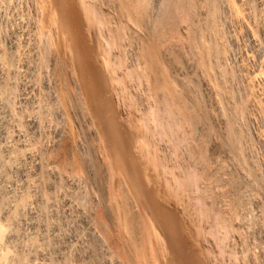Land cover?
<instances>
[{
    "label": "rangeland",
    "instance_id": "374dc122",
    "mask_svg": "<svg viewBox=\"0 0 264 264\" xmlns=\"http://www.w3.org/2000/svg\"><path fill=\"white\" fill-rule=\"evenodd\" d=\"M0 1V50L14 59L0 71L15 87L0 120L10 160L29 167L26 183L8 182L40 209L27 264H264V0H173L176 15L158 32L161 0Z\"/></svg>",
    "mask_w": 264,
    "mask_h": 264
},
{
    "label": "bare ground",
    "instance_id": "6f19581e",
    "mask_svg": "<svg viewBox=\"0 0 264 264\" xmlns=\"http://www.w3.org/2000/svg\"><path fill=\"white\" fill-rule=\"evenodd\" d=\"M50 1V0H49ZM59 1H61V3L64 1H62V0H59ZM129 1V0H128ZM135 2H137L136 3V5L137 4H139L138 3V0H134ZM134 1H132V2H134ZM142 1H145V2H142ZM142 1H140L139 0V2H141V3H147V2H149V0H142ZM153 1V0H152ZM172 1L173 0H161V7L159 8V11H158V14H156L157 15V17H156V21H155V24H154V27L155 26H157L158 28H156L155 27V29H157L156 31L158 32V29L159 28H162L163 27V29L164 30H166L167 28H168V25H167V23H166V21H168L169 22V20H173V18H174V15H176V14H174L175 13V9H177V6L176 7H174L175 6V4L177 5V2H178V4L180 3L179 2V0H177V2L175 1L174 3V6H173V4H172ZM1 2V1H0ZM7 2H9L8 0H7ZM17 2V1H16ZM33 2V1H32ZM35 2V1H34ZM58 2V1H57ZM67 2V0H65L64 1V3H62V4H64V6H65V3ZM150 2H151V0H150ZM150 2H149V4H150ZM191 2V1H190ZM210 2V1H209ZM5 3H6V1H5ZM10 3V2H9ZM54 3V5L56 4V1H54L53 2ZM60 3V2H59ZM68 3V2H67ZM140 3V5L142 6V4ZM160 3V2H159ZM185 3V2H184ZM215 3V2H214ZM34 4V3H33ZM127 4H129V2L127 3ZM130 4H131V2H130ZM152 4V3H151ZM187 4H188V2H187ZM199 4V3H198ZM15 5V4H14ZM16 5H18V4H16ZM58 7H59V5L58 4H56ZM55 5V6H56ZM135 5V4H134ZM147 5H148V3H147ZM146 5V6H147ZM200 5V4H199ZM19 6V5H18ZM48 6V5H47ZM57 6H56V8H57ZM144 6V5H143ZM145 6V7H146ZM158 6V5H157ZM193 6V5H192ZM62 7V6H61ZM66 7H68V6H66ZM144 7V8H145ZM148 7H149V5H148ZM147 7V8H148ZM175 9H174V8ZM185 7H186V4H185ZM214 7H216V6H214ZM0 8H1V6H0ZM51 8V7H50ZM54 8V7H53ZM138 8V7H137ZM140 8V9H139ZM139 8H138V10L139 11H141L142 9L144 10V8L142 7V9H141V7L139 6ZM187 8H188V10H189V8H192V11L194 10V8L193 7H188L187 6ZM19 9V8H18ZM41 9V8H40ZM65 10V12L64 13H68V11H66V9L65 8H63L62 7V10ZM68 9H69V7H68ZM146 9V8H145ZM153 9V8H152ZM156 9V8H155ZM185 9V8H184ZM197 9V8H196ZM215 9V8H214ZM7 10V9H6ZM5 10V11H6ZM56 10V9H55ZM61 10V11H62ZM63 10V11H64ZM142 10V11H143ZM147 10V9H146ZM150 10V9H149ZM182 10V9H181ZM207 10H209V8H207ZM12 11V10H11ZM137 11V10H136ZM145 11V10H144ZM173 13H172V12ZM177 11V10H176ZM191 11V9L189 10V12H192ZM195 11V10H194ZM201 11V10H200ZM70 12V11H69ZM135 12V11H134ZM147 12H148V10H147ZM179 12H181V11H179ZM188 12V11H187ZM188 12V13H189ZM218 12V11H217ZM3 13V12H2ZM49 13V12H48ZM57 13V12H56ZM76 13H77V10H76ZM146 13V12H145ZM151 13H153V12H151ZM170 13L173 15H170ZM187 13V14H188ZM208 13V11L206 12V14ZM211 13V12H210ZM11 14V13H10ZM52 14V13H51ZM142 14V13H141ZM185 14V13H184ZM214 14V13H213ZM217 14V13H216ZM219 14V13H218ZM22 15V14H21ZM41 15V14H40ZM43 15H45V13L43 14ZM46 15H48V14H46ZM55 15V14H54ZM67 15V14H66ZM65 15V16H66ZM81 15V14H80ZM189 15V14H188ZM211 15V14H210ZM210 15H208V16H210ZM16 16V15H15ZM42 16V15H41ZM78 16V15H77ZM143 16V15H142ZM150 16V15H149ZM155 16V15H154ZM170 16L171 17H173L172 19H168V18H170ZM178 16V15H177ZM177 16H175V18L177 17ZM193 16V15H192ZM214 16V15H213ZM7 17V16H6ZM22 17V16H21ZM57 17V16H56ZM61 17V16H60ZM80 17V16H79ZM139 17V16H138ZM144 17V16H143ZM143 17H142V19H143ZM152 17V16H151ZM186 17V16H185ZM194 17V16H193ZM211 17V16H210ZM2 18V17H1ZM58 18V17H57ZM66 18V20L68 19V17H64V19ZM71 18V17H70ZM82 18V17H81ZM80 18V19H81ZM140 18V17H139ZM214 18V17H213ZM220 18V17H219ZM9 19V18H8ZM145 19V18H144ZM168 19V20H167ZM216 19V18H215ZM13 20V19H12ZM40 20V19H39ZM66 20H65V22H66ZM176 20V19H175ZM21 21V20H20ZM68 21V20H67ZM70 21H71V19H70ZM73 21V20H72ZM140 21H143V20H140ZM151 21V20H150ZM1 22V21H0ZM146 22V21H145ZM209 22V21H208ZM216 22V21H215ZM5 23V22H4ZM3 23V24H4ZM8 23H9V21H8ZM17 23V22H16ZM20 23V22H19ZM47 23V22H46ZM66 23H69V25L72 23V22H66ZM80 23V22H79ZM139 23H141V22H139ZM143 23H144V21H143ZM166 23V25H167V28H165L166 26L164 25ZM206 23V22H205ZM2 24V23H1ZM1 24H0V28H1ZM2 24V25H3ZM18 24V23H17ZM63 24V23H62ZM74 25H76L75 23H73ZM150 24V23H149ZM173 24H175L174 22H173ZM211 24V23H210ZM44 25V24H43ZM48 25V24H47ZM171 25V24H170ZM214 25V24H213ZM7 26V25H6ZM27 26V25H26ZM40 26V25H39ZM56 26V25H55ZM62 26V25H61ZM65 26V25H64ZM162 26V27H161ZM211 26V25H210ZM25 27V26H24ZM69 27V26H68ZM71 27V26H70ZM70 27H69V29H70ZM74 27V26H73ZM73 27H71L72 29H70V32L71 31H73ZM80 27V26H79ZM149 27V26H148ZM170 27V26H169ZM199 27V26H198ZM206 27V26H205ZM66 28V27H65ZM76 28V27H75ZM212 28V27H211ZM50 29V28H49ZM54 29H56V28H54ZM151 29V28H150ZM163 29H161V30H163ZM198 29V28H197ZM208 29V28H207ZM3 30V28H1V32H4V31H2ZM65 30V29H64ZM64 30H63V32H64ZM68 30V29H67ZM168 30V29H167ZM20 31V30H19ZM46 31V30H45ZM69 31V30H68ZM74 31H76V33L75 32H73V35L72 36H74V33L75 34H78L77 33V31L78 30H74ZM212 31V30H211ZM67 32V31H66ZM69 32V33H70ZM89 32V31H88ZM161 32H164L165 33V31H161ZM202 32V31H201ZM4 33H6V32H4ZM65 33V32H64ZM63 33V34H64ZM72 33V32H71ZM70 33V34H71ZM199 33V32H198ZM218 33V32H217ZM159 35H163V33H161L160 34V31H159V33H158ZM214 34V33H213ZM6 35H8V33H6ZM6 35H4L5 37V40H7L8 38H9V35H8V38H7V36ZM19 35V34H18ZM61 35V34H60ZM65 35H66V33H65ZM80 35V34H79ZM83 35V34H82ZM154 35V37H155V35L157 36V34H153ZM216 35V34H215ZM3 36V35H2ZM55 36V35H54ZM62 36V35H61ZM67 36V35H66ZM65 36V37H66ZM71 36V35H70ZM72 36H71V39L73 40V38H72ZM77 35H75L74 37H76ZM91 36H93V35H91ZM31 37V36H30ZM60 37V36H59ZM79 37V36H78ZM150 37V36H149ZM162 37V36H161ZM198 37V36H197ZM218 37H219V35H218ZM3 38V39H4ZM11 38V37H10ZM38 38V37H37ZM56 38V37H55ZM201 38V37H200ZM211 38V37H210ZM214 38V37H213ZM216 38H217V35H216ZM76 39V38H75ZM75 39L73 40V41H75ZM202 39H203V36H202ZM46 40V39H45ZM61 40H62V38H61ZM194 40V39H193ZM206 40V39H205ZM217 40V39H216ZM0 41H2V40H0ZM12 41V40H11ZM17 41V40H16ZM47 41V40H46ZM78 41L80 42V40H79V38L77 39V41H75L76 43H78ZM204 41V40H203ZM9 42V41H8ZM43 42V41H42ZM86 42V41H85ZM92 42V41H91ZM152 42H153V40H152ZM151 42V43H152ZM217 42V41H216ZM17 43V42H16ZM62 43H63V41H62ZM194 43V42H193ZM4 44V43H3ZM61 44V43H60ZM71 46H73V47H78L77 45H73V42H71ZM154 44V43H153ZM208 44V43H207ZM12 45H13V43H12ZM62 45V44H61ZM64 45V44H63ZM197 45V44H196ZM203 45H205V44H203ZM45 46H47V45H45ZM54 46V45H53ZM70 46V45H69ZM88 46V45H87ZM200 46V45H199ZM202 46V45H201ZM58 47H60V46H58ZM79 47H80V45H79ZM81 47H82V45H81ZM80 47V48H81ZM62 48V47H61ZM97 48V47H96ZM199 48V47H198ZM197 48V49H198ZM219 48V47H218ZM1 49V48H0ZM25 49V48H24ZM73 49V48H72ZM75 49V48H74ZM88 49H90V48H88ZM153 49H155V48H153ZM210 49V48H209ZM41 50V49H40ZM70 50V49H69ZM95 50V49H94ZM97 50V49H96ZM213 50H215V49H212V51ZM223 50H224V48H223ZM1 51V50H0ZM71 51V50H70ZM75 51V50H74ZM79 51V50H78ZM157 50L155 49V52H156ZM211 51V50H210ZM50 52V51H49ZM52 52V51H51ZM61 52V51H60ZM85 52V51H84ZM199 52V51H198ZM1 54H0V66L2 65V63H4V60L6 61V62H8V64L10 63V61L11 60H14V59H11L12 58V55H10L11 56V58H10V56H5L6 54H8L7 52H6V54L4 55V51L2 50L1 52H0ZM86 53V52H85ZM91 53V52H90ZM211 53V52H210ZM11 54V53H10ZM43 54H45V53H43ZM52 54V53H51ZM92 54V53H91ZM200 54V53H199ZM15 55V54H14ZM77 55H80L79 54V52H78V54L76 53V56ZM82 55H83V52H82ZM215 55H217V54H215ZM47 56V55H46ZM45 56V57H46ZM76 56H75V58H76ZM90 56H92V55H90ZM54 57V56H53ZM80 57V56H79ZM87 57V56H86ZM207 57H208V55H207ZM217 57V56H216ZM58 58V57H57ZM67 58V57H66ZM73 58V57H72ZM88 58V57H87ZM92 58V57H91ZM96 58V57H95ZM152 58V57H151ZM156 58H157V56H156ZM211 58V57H210ZM37 59V58H36ZM68 59V58H67ZM86 59V58H85ZM160 59V58H159ZM73 60V59H72ZM83 61H84V58L82 59ZM87 60V59H86ZM86 60H85V63H86ZM220 60V59H219ZM53 61V60H52ZM51 61V62H52ZM67 61V60H66ZM155 61V60H154ZM157 61V60H156ZM215 61V60H214ZM5 62V63H6ZM82 62V61H81ZM87 62H89V61H87ZM203 62V61H202ZM206 62V61H205ZM13 63V62H12ZM67 63V62H66ZM216 63V62H215ZM7 64V67L8 66H10L11 67V65L9 64L8 65ZM49 64V63H48ZM89 64V63H88ZM87 64V65H88ZM210 64V63H209ZM6 65V64H5ZM13 65H14V63H13ZM47 65V64H46ZM74 65V64H73ZM80 65V64H79ZM85 65V64H84ZM92 65V64H91ZM90 65V66H91ZM56 66V65H55ZM66 66V65H65ZM220 66V65H219ZM2 67V66H1ZM0 67V68H1ZM19 67V66H18ZM60 67V66H59ZM76 67V66H75ZM86 67V66H85ZM214 67V66H213ZM36 68V67H35ZM51 68V67H50ZM53 68V67H52ZM64 68V67H63ZM73 68V67H72ZM55 69H56V67H55ZM60 69V68H59ZM58 69V70H59ZM75 69V68H74ZM89 69H91V68H89ZM215 69V68H214ZM1 70V69H0ZM57 70V69H56ZM85 70L87 71V69L85 68ZM92 70H93V68H92ZM224 70V69H223ZM28 71V70H27ZM65 71H68V70H65ZM72 71V70H71ZM74 71V70H73ZM72 71V72H73ZM13 72V71H12ZM51 72V71H50ZM76 72V71H75ZM78 72V71H77ZM79 72H82V71H79ZM78 72V73H79ZM89 72V71H88ZM224 72H226L225 70H224ZM6 73V72H5ZM14 73V72H13ZM12 73V75L13 76H15L14 74ZM60 73V72H59ZM64 73V72H63ZM77 73V74H78ZM91 73H92V71H91ZM94 73V72H93ZM211 73V72H210ZM213 73H214V71H213ZM10 74V73H9ZM58 74V73H57ZM82 74V73H81ZM220 74V73H219ZM48 75V74H47ZM69 75H71V77L73 76V74H71V72H70V74ZM79 75V74H78ZM88 75V74H87ZM92 76H94V74H91ZM40 76V75H39ZM55 76V75H54ZM221 76V75H220ZM6 74L4 75V73L2 72L1 73V71H0V116L1 115H3L4 113H5V111L7 110V108L9 107V102L7 101V96H9V94H8V91H9V87H8V80H7V82L5 81V79H6ZM32 77H34V76H32ZM223 77V76H222ZM12 78V77H11ZM54 78V77H53ZM83 78H84V75H83ZM86 78H89L88 76H86ZM91 78V77H90ZM228 78V77H227ZM72 80L73 79H76L75 77H72L71 78ZM80 79V78H79ZM85 79V78H84ZM91 79H93V78H91ZM96 79V78H95ZM222 79H224V78H222ZM52 80V79H51ZM88 81H89V79H87ZM94 80V79H93ZM220 80V79H219ZM14 81V80H13ZM73 81H75V80H73ZM85 81V80H84ZM40 82V81H39ZM49 82H50V80H49ZM77 82V81H76ZM76 82H74V83H76ZM87 82V81H86ZM91 82H95V80L94 81H91ZM224 82V81H223ZM18 83V82H17ZM73 83V86L75 87V84ZM88 83V82H87ZM231 83V82H230ZM229 83V84H230ZM10 84V83H9ZM12 84V83H11ZM84 84V83H83ZM89 84V83H88ZM221 84V83H220ZM232 84V83H231ZM31 85V84H30ZM79 85H80V83H79ZM78 84L76 85V86H79ZM91 85V84H90ZM94 85V84H93ZM183 85V84H182ZM228 85V84H227ZM9 86H11V85H9ZM82 86V84L80 85V88L82 89V88H85V86L84 87H81ZM185 86V85H184ZM223 86V85H222ZM221 86V88H219L220 90L222 89L223 90V87ZM225 86V85H224ZM18 87V86H17ZM47 87H49V86H47ZM96 87V86H95ZM197 87H199L198 85H197ZM220 87V86H219ZM14 86H13V90H14ZM51 88V87H50ZM49 88V89H50ZM53 88H55V87H53L52 86V88L51 89H53ZM58 88V87H57ZM77 88V87H76ZM75 88V89H76ZM89 88V87H88ZM93 88V87H92ZM91 88V89H92ZM189 88V87H188ZM195 88V87H194ZM218 88V87H217ZM230 88V87H229ZM51 89H50V91H51ZM78 89V88H77ZM90 88H89V90L88 89H86L88 92L91 90ZM186 89V88H185ZM10 90H12V87H11V89ZM12 90V91H13ZM73 90V89H72ZM71 90V91H72ZM82 90H84V89H82ZM82 90H80V91H82ZM99 90V89H98ZM226 90V89H225ZM225 90L223 91V92H225ZM11 91V92H12ZM77 91H79V89L77 90ZM87 91L85 92V93H87ZM93 91V90H92ZM91 91V92H92ZM194 91H195V89H194ZM10 91H9V93H10V95H12V93L14 92H12L11 93ZM52 92H53V90H52ZM52 92H48V93H52ZM55 92V91H54ZM58 92V91H57ZM83 92V91H82ZM82 92H80V94L82 95ZM90 92V93H91ZM97 92V91H96ZM222 92V91H221ZM26 93V92H25ZM77 92H75L74 94H76ZM84 93V92H83ZM90 93H88V94H90ZM8 94V95H7ZM64 94V93H63ZM73 94V95H74ZM195 94H197V93H195ZM56 95H58V94H56L55 93V97H56ZM77 95V94H76ZM80 95V96H81ZM87 95V94H86ZM79 96V95H78ZM220 96H221V93H220ZM10 97H12V96H10ZM10 97H9V99H10ZM54 97V96H53ZM52 97V98H53ZM69 97V96H68ZM83 95L81 96V98H77V97H75L74 96V99L76 98V99H82V101H83ZM89 97V96H88ZM106 97V96H105ZM187 97V96H186ZM49 98V97H48ZM52 98H51V100H52ZM62 98V97H61ZM90 98V97H89ZM223 98H225V97H223ZM15 99V98H14ZM58 99V98H57ZM57 99H54V100H56L57 101ZM75 99V100H76ZM91 99V98H90ZM94 99V98H93ZM228 99V98H227ZM232 99H234V98H232ZM231 99V100H232ZM11 100V99H10ZM9 100V101H10ZM59 100V99H58ZM79 100V101H80ZM79 101H75V103L77 102V103H80ZM90 101V100H89ZM96 101V100H95ZM109 101V100H108ZM180 101V100H179ZM182 101H183V99L181 100V103H180V105L182 104ZM199 100H197V102H198ZM7 102H8V104H7ZM63 102V101H62ZM191 102V101H190ZM196 102V103H197ZM201 102V101H200ZM206 102V101H205ZM57 102H55V104H56ZM229 103V102H228ZM233 103V102H232ZM82 105H83V103H81ZM84 104H86V102H84ZM198 104V103H197ZM224 104H226V103H224ZM235 104V103H234ZM8 107H7V106ZM74 105V104H73ZM77 105V104H76ZM200 105V104H199ZM16 106V105H15ZM63 106V105H62ZM79 106V105H78ZM81 106V105H80ZM85 106V105H84ZM84 106H82V107H79L80 109H78L79 111L80 110H83V112H84V110L86 109V111L88 110V108H87V105L84 107ZM186 106V104H184V107ZM235 106V105H234ZM239 106V105H238ZM241 106V105H240ZM246 106V105H245ZM244 105H243V107H245ZM36 107V106H35ZM42 107V106H41ZM50 107V106H49ZM84 107V108H83ZM94 107V106H93ZM181 107H183L182 105H181ZM38 108V107H37ZM54 108V107H53ZM81 108H83V109H81ZM186 108H187V106H186ZM185 108V109H186ZM203 108V107H202ZM233 108V107H232ZM246 108V107H245ZM47 109V108H46ZM184 109V108H183ZM201 109V108H200ZM223 109H225V108H223ZM235 109V108H234ZM50 110V109H49ZM39 111V110H38ZM42 111V110H41ZM51 111V110H50ZM232 111V110H231ZM53 112V111H52ZM57 112V111H56ZM64 112V111H63ZM82 112V111H81ZM89 112V111H88ZM225 112V111H224ZM223 112V113H224ZM235 112V111H234ZM16 113V112H15ZM34 113V112H33ZM196 113V112H195ZM203 113V112H202ZM226 113V112H225ZM229 113H231V112H229ZM13 114V113H12ZM50 114V113H49ZM54 114H55V112H54ZM89 114V113H88ZM188 114V113H187ZM198 114V113H197ZM242 114V113H241ZM44 115V114H43ZM57 115V114H56ZM105 115V114H104ZM9 116V115H8ZM49 116V115H48ZM59 116V115H58ZM197 116V115H196ZM205 116V115H204ZM46 117V116H45ZM80 117H82V116H80ZM183 117H186V116H183ZM6 118H7V115H6ZM57 118V117H56ZM86 118H89V117H86ZM189 118H191V117H189ZM197 118H198V116H197ZM205 118H206V116H205ZM3 119H5V118H3ZM8 119V118H7ZM27 119V118H26ZM40 119V118H39ZM193 119H194V117H193ZM18 120V119H17ZM85 120H89V119H85ZM187 120H188V118H187ZM53 121V120H52ZM51 121V122H52ZM89 121H91V120H89ZM6 122V121H5ZM5 122H3V120H0V264H27L26 263V259H27V255H28V257H29V253L31 252V250H30V248L28 249L27 248V242L28 243H30L31 241H28V234L27 233H29V234H31L30 233V231L31 230H34V229H36V227H38L37 225H35V224H32L31 223V221L33 220V218L36 216L37 217V213L40 211V209H39V211L37 210V212H34V211H36V210H34L33 212L34 213H36L35 214V216H34V213L32 212L31 213V209L29 208V207H26V205L27 204H25L24 202H22L23 201V198H24V201H25V197H20V196H16V194L14 193V187L16 186L15 185V182H14V180L13 181H11L12 182V184H11V187H9V182H8V180L9 179H11V178H9L8 179V177H10V175L12 176L13 175V177H14V179L15 180H18L19 182H21L22 181V183L24 182V183H26L25 182V179H26V177L28 176L27 174H26V177H25V172L27 171V169L29 170V167H27V169H25V167H26V164H24V166H23V164L22 163H24V162H22L23 160H25V157L22 159V163L19 161V160H17V159H14L13 158V160H10V159H12V158H10V156H11V154H13V151H15L16 149H14V148H12L11 147V145H10V147H7L6 146V141L7 140H9V139H7L6 140V138L8 137V133H7V131H9V128L7 127V122H6V124H5ZM87 123H89L88 121H86ZM85 122V123H86ZM94 122V121H93ZM190 122V121H189ZM197 122V121H196ZM198 122H200V121H198ZM232 122V121H231ZM237 122V121H236ZM9 123V122H8ZM37 122H35V124H36ZM85 123H84V125H85ZM86 123V124H87ZM90 123H92V121L90 122ZM90 123H89V125H90ZM95 123V122H94ZM204 123V122H203ZM34 124V123H33ZM64 124V123H63ZM111 124V123H110ZM195 124V123H194ZM205 124V123H204ZM88 125V124H87ZM203 125V124H202ZM20 126V125H19ZM26 126V125H25ZM34 126V125H33ZM91 126V125H90ZM192 126V125H191ZM204 126V125H203ZM206 126V125H205ZM233 126V125H232ZM231 126V127H232ZM12 127V126H11ZM197 127V126H196ZM211 127V126H210ZM230 127V128H231ZM91 128V127H90ZM208 128V127H207ZM238 129V128H237ZM81 130V129H80ZM94 130V129H93ZM93 130H91V132H93ZM97 130V129H96ZM202 130V129H201ZM11 131V130H10ZM64 131V130H63ZM89 131V130H88ZM123 132V131H122ZM231 132H234V131H231ZM236 132V131H235ZM89 133V132H88ZM94 133V132H93ZM67 134V133H66ZM213 134V133H212ZM227 134V133H226ZM230 134V133H229ZM228 134V135H229ZM242 134V133H241ZM240 134V135H241ZM10 135H12V133L10 134ZM89 135V134H88ZM97 135V134H96ZM221 136V135H220ZM24 137V136H23ZM201 137V136H200ZM238 137L240 138V136L238 135ZM245 137V136H244ZM243 137V138H244ZM14 138V137H13ZM63 138H64V136H63ZM236 138V137H235ZM238 138V139H239ZM17 139V138H16ZM87 139V138H86ZM226 139V138H225ZM233 138H231V139H229L230 141L232 140ZM22 140V139H21ZM62 140V139H61ZM71 140V139H70ZM227 140V139H226ZM240 140V139H239ZM16 141V140H15ZM240 141H242V140H240ZM8 142V141H7ZM67 142V141H66ZM91 142V141H90ZM15 143V142H14ZM17 143V142H16ZM23 143H25V142H23ZM61 143H63V142H61ZM19 144V143H18ZM17 144V145H18ZM32 144V143H31ZM86 144V143H85ZM232 144H233V142H232ZM245 144V143H244ZM13 145V144H12ZM16 145V144H15ZM27 145H29V144H27ZM241 145V144H240ZM23 146V145H22ZM65 146V145H64ZM82 146V145H81ZM94 146V145H93ZM96 146V145H95ZM127 146V145H126ZM242 146V145H241ZM19 147H20V145H19ZM18 147V148H19ZM30 147V146H29ZM67 147V146H66ZM91 147V146H90ZM237 147V146H236ZM21 148V147H20ZM23 148H25V147H23ZM68 148V147H67ZM97 148V147H96ZM228 148V147H227ZM233 148V147H232ZM86 149V148H85ZM89 149V151H92L93 150V152H94V148L93 149H91L90 150V148H88ZM219 149V148H218ZM243 149V148H242ZM17 150H19V149H17ZM60 150V149H59ZM69 150V149H68ZM84 150V149H83ZM87 150V149H86ZM41 151V150H40ZM77 151V150H76ZM89 151H86V152H84V151H82V157L81 156H79V155H81V154H79L78 156L79 157H81L80 159H79V161H80V163H84V161L86 162V161H88V159H89V157H90V155H89ZM233 151V150H232ZM241 151V150H240ZM102 152V151H101ZM244 152H246V151H244ZM61 153H63V152H61ZM230 153V152H229ZM235 153V152H234ZM242 153V152H241ZM28 154V153H27ZM70 154H72V152H70ZM98 154V153H97ZM238 155H239V153H237ZM236 154V155H237ZM244 154V153H243ZM16 155V154H15ZM73 155V154H72ZM71 155V156H72ZM84 155V156H83ZM94 155V154H93ZM100 155V154H99ZM114 155V154H113ZM209 155V154H208ZM14 156V155H13ZM20 156V155H19ZM27 156V155H26ZM111 156V155H110ZM234 156V155H233ZM31 157V156H30ZM33 157V156H32ZM69 157H70V155H69ZM74 157V156H73ZM94 157V156H93ZM242 157V156H241ZM246 157V156H245ZM244 157V158H245ZM237 158V157H236ZM28 159H29V157H28ZM33 159V158H32ZM45 159V158H44ZM47 159V158H46ZM91 159V158H90ZM94 159H96V158H94ZM94 159H92V160H94ZM101 159V158H100ZM31 160V159H30ZM37 160H38V158H37ZM98 160V159H97ZM237 160V159H236ZM241 160H242V158H241ZM8 161L10 162V164L12 163V162H14L16 165H13V166H11L10 167V165L8 164ZM12 161V162H11ZM28 161V160H27ZM33 161V160H32ZM39 161V160H38ZM37 161V162H38ZM46 161V160H45ZM72 161V160H71ZM17 162H20L19 163V166L17 165ZM33 162H35V161H33ZM91 161H89V163H90ZM103 162V161H102ZM112 162V161H111ZM30 163V162H29ZM28 163V164H29ZM47 163H48V161H47ZM20 164H22V168L20 167L21 165ZM32 164V163H31ZM36 164V163H35ZM38 164V163H37ZM96 164H98V163H96ZM244 164V163H243ZM9 165V166H8ZM92 166H94L93 168H95V164L93 165V164H91ZM107 165V164H106ZM114 165V164H113ZM15 166H17V167H15ZM29 166V165H28ZM32 166V165H31ZM56 166V165H55ZM71 166V165H70ZM69 166V167H70ZM87 166V165H86ZM108 166V165H107ZM120 166V165H119ZM36 167V166H35ZM42 165H38V168H39V170L41 169L42 170ZM84 167V166H83ZM90 168H91V166H89ZM98 167V166H97ZM48 168V167H47ZM71 168V167H70ZM79 168V167H78ZM99 168V167H98ZM57 169V168H56ZM38 170V169H37ZM39 170H38V172H39ZM40 170V171H41ZM44 170H46V169H44ZM50 170V169H49ZM86 170V169H85ZM90 170V169H89ZM88 170V171H89ZM91 170H92V168H91ZM95 170H98V169H96L95 168ZM99 170H100V168H99ZM98 170V171H99ZM117 170H118V168H117ZM248 170V169H247ZM35 171V170H34ZM87 171V170H86ZM98 171H96V173L98 172ZM28 172V171H27ZM93 172H94V170H93ZM36 173V172H35ZM96 173L94 172L93 174H91V172H90V176H94L95 178L97 177V175H96ZM43 174V173H42ZM99 174H100V176H101V173L99 172ZM233 174V173H232ZM30 175V174H29ZM89 175V174H88ZM96 175V176H95ZM34 176V175H33ZM32 176V177H33ZM37 176V175H36ZM12 177V178H13ZM32 177H30V178H32ZM93 177V178H94ZM140 177V176H139ZM98 178H99V176H98ZM44 179V178H43ZM43 179H41V180H43ZM88 179L90 180L91 178H89V176H88ZM100 179V178H99ZM99 179H94V182H96V181H98ZM101 180V179H100ZM29 181V180H28ZM36 181V180H35ZM129 181V180H128ZM14 182V183H13ZM47 182V181H46ZM90 182H91V180H90ZM92 182H93V180H92ZM91 182V183H92ZM93 182V183H94ZM99 182V181H98ZM241 182V181H240ZM30 183V182H29ZM43 183V182H42ZM81 183V182H80ZM92 183V184H93ZM250 183V182H249ZM33 184V183H32ZM37 184V183H36ZM100 184H102V183H99L98 185L100 186ZM8 187H7V186ZM15 185V186H14ZM61 185V184H60ZM137 185V184H136ZM139 185V184H138ZM4 186H6V187H4ZM26 186V185H25ZM99 186L97 187L98 189H99ZM23 187V186H22ZM30 187V186H29ZM76 187V186H75ZM101 187V186H100ZM103 187V186H102ZM247 187V186H246ZM245 187V188H246ZM17 188V187H16ZM19 188V187H18ZM34 188V187H33ZM20 189V188H19ZM32 189V188H31ZM101 189V191H102V188H100ZM235 189L237 190V188L235 187ZM240 189V188H239ZM238 189V190H239ZM8 190V191H7ZM27 190V189H26ZM237 190V191H238ZM20 191V190H19ZM100 191V190H99ZM246 191V190H245ZM249 191V190H248ZM24 192V191H23ZM30 192V191H29ZM98 192V191H97ZM38 193V192H37ZM22 194V193H21ZM36 194V193H35ZM12 196L13 195V197H10V201L8 200L7 201V198H8V196ZM24 195H25V193H24ZM27 195V194H26ZM42 195V194H41ZM99 195H101V193L99 194ZM238 195V194H237ZM30 196H31V194H30ZM61 196V195H60ZM44 197H46V196H44ZM103 198H104V195H103ZM102 198V199H103ZM39 200V199H38ZM44 199H42V200H40V201H43ZM100 200V199H99ZM27 201V200H26ZM25 201V202H26ZM37 201V200H36ZM40 201H38V202H40ZM59 201V200H58ZM105 201V200H104ZM11 202V203H15V205L14 206H10L9 205V203ZM55 202V201H54ZM97 202V201H96ZM100 202H102V200L101 201H99V203ZM242 202V201H241ZM23 203L25 204V206L23 205ZM42 203V202H41ZM45 203H46V201H45ZM44 202L42 203V205L43 204H45ZM99 203H97V204H99ZM231 203V202H230ZM239 203V202H238ZM39 204V203H38ZM80 204V203H79ZM78 204V205H79ZM102 204V203H101ZM104 204V203H103ZM42 205H40V207L41 208H43L42 207ZM100 205V204H99ZM105 205V204H104ZM46 206V205H45ZM45 206H44V210H45ZM18 207H20L19 209H18ZM31 207V206H30ZM92 207V206H91ZM35 208H37V206L35 207ZM103 208H106V207H103ZM30 209V210H29ZM42 209V210H43ZM106 210H104V212H105ZM40 213V212H39ZM91 213V212H90ZM107 213V212H106ZM106 213H104V214H106ZM12 216H14L16 219L14 220V218L12 217ZM107 216H108V213H107ZM107 216H106V218H107ZM13 218L11 221L12 222H10V218ZM47 217V216H46ZM45 217V219H47ZM158 217V216H157ZM34 219H36V218H34ZM168 219V218H167ZM169 219H171V218H169ZM39 221V220H38ZM37 221V222H38ZM46 221H48V220H46ZM46 221H45V224H46ZM168 221V220H167ZM11 224H10V223ZM173 223V222H172ZM48 224V223H47ZM73 224V223H72ZM167 224V223H166ZM9 226H10V230H9ZM46 225H44V227H45ZM48 226V225H47ZM167 226V225H166ZM12 227H13V230H12ZM43 227V228H44ZM55 227V226H54ZM59 228V227H58ZM7 229L9 230L8 232H7ZM51 229V228H50ZM175 229V228H174ZM12 230V231H11ZM58 230V229H57ZM27 232V233H26ZM47 232V231H46ZM9 233V234H8ZM52 233V232H51ZM56 233V232H55ZM27 234V235H26ZM44 234V233H43ZM38 235V234H37ZM53 235V234H52ZM69 235V234H68ZM30 236V235H29ZM43 236V235H42ZM89 236V235H88ZM33 237H34V235H33ZM50 237V236H49ZM32 238V237H31ZM44 239V238H43ZM53 239H55V238H53ZM59 239V238H58ZM98 239V238H97ZM36 240V239H35ZM40 240H41V238H40ZM46 240L47 239H44L43 241H45L46 242ZM100 242H101V239H98ZM97 240V241H98ZM47 241H49L50 242V240H47ZM51 241H52V239H51ZM42 242V241H41ZM48 242V243H49ZM47 243V242H46ZM46 243H44V244H46ZM51 243V242H50ZM30 245V244H29ZM42 245V244H41ZM47 245V244H46ZM46 245H44V247L46 248V247H48V246H46ZM56 245V244H55ZM55 245H53L52 243L51 244H49V246H54V249H55V251H56V246ZM11 246H13L14 248L16 247V251H15V254H10L12 251H10V253H7V249H9ZM98 246H100V245H98ZM9 247V248H8ZM29 247V246H28ZM33 247V246H32ZM31 247V248H32ZM59 247V246H58ZM57 247V248H58ZM26 248V249H25ZM36 248V247H35ZM35 248H33V249H35ZM50 248V247H49ZM49 248H47V249H49ZM30 250V252L29 251H26V250ZM44 249V248H43ZM59 249V248H58ZM58 249H57V251H56V253H58ZM13 250V249H12ZM51 250V248L49 249V251ZM97 250H98V248H97ZM48 251V252H49ZM52 251H54L53 249H52ZM51 251V252H52ZM6 252V253H5ZM27 252H29V253H27ZM43 252V251H42ZM51 252H49L48 254H49V257H50V253ZM9 254L12 256V255H14L13 257H10L9 256ZM37 254V253H36ZM48 254H46V255H48ZM51 255H53V253L51 254ZM44 256V255H43ZM56 256V255H55ZM55 256H54V259H55ZM35 257V256H34ZM46 257V256H45ZM48 257V258H49ZM65 257V256H64ZM61 258V257H60ZM31 259H33V258H31ZM51 259H52V257H51ZM53 259V260H54ZM35 260H36V258H35ZM32 261V260H31ZM28 262V261H27ZM30 262V261H29ZM37 262V261H36ZM52 262V261H51ZM54 262H56V261H54ZM53 262V263H54ZM100 262V261H99ZM53 263H51V264H53ZM98 263V262H97ZM34 264V263H33ZM66 264V263H65Z\"/></svg>",
    "mask_w": 264,
    "mask_h": 264
}]
</instances>
